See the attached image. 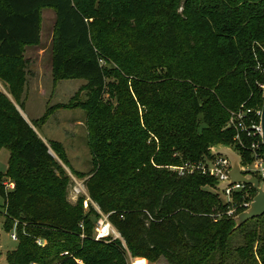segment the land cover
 <instances>
[{"label":"trees","instance_id":"16d2710c","mask_svg":"<svg viewBox=\"0 0 264 264\" xmlns=\"http://www.w3.org/2000/svg\"><path fill=\"white\" fill-rule=\"evenodd\" d=\"M97 3L131 11L111 30L102 25L104 44L94 35L102 24ZM44 9L57 18L56 76L86 80L90 102L107 125L98 130L97 121L90 122L94 169L86 188L127 249L118 239H95L99 213L93 207L85 213L84 198L68 200L69 178L57 175L49 146L0 93V126L6 129L7 119L14 134L8 170L0 173L5 229L18 223L8 264H128V251L152 262L227 264L229 238L258 222L264 229V216L239 228L233 218L217 219L223 203L209 189L215 178L169 168L205 162L217 144H234L243 163L251 162L252 139L243 135L244 146L236 143L229 122L242 107L259 122L264 0H0V61L22 60L26 47L40 43ZM108 51L132 77L121 79L115 108L103 102ZM17 76L11 94L19 103L23 80ZM6 130L0 128V150ZM5 177L14 179L8 192ZM245 189L256 194L252 186ZM257 235L255 226L237 248L240 264H257ZM257 254L264 264V231Z\"/></svg>","mask_w":264,"mask_h":264},{"label":"rangeland","instance_id":"374dc122","mask_svg":"<svg viewBox=\"0 0 264 264\" xmlns=\"http://www.w3.org/2000/svg\"><path fill=\"white\" fill-rule=\"evenodd\" d=\"M149 4V2H148ZM97 9L102 15L97 20H101V26L95 30V37L98 42H104V34L100 28L105 23L103 29L111 30L119 21L126 20L130 16V10L120 13L115 6H99ZM144 4L140 9H145ZM122 14V15H119ZM105 19V20H104ZM56 25L57 18L53 9H44L42 11V27L40 43L35 46L26 47L22 60L15 62L0 61V93L6 97L15 109L29 122L37 134L49 146L51 154L57 162V175L67 176L69 178L67 192L68 200L71 203H76L80 196L76 197L74 187L79 185L81 188H86L87 181L90 179V173L94 169L93 152L90 146L92 139L91 120H96L97 124L94 128L101 130L104 124L101 116L97 117L98 112L94 109L93 102H90L86 86V80H71L61 79L55 74V51H56ZM97 32V33H96ZM106 35V34H105ZM109 60H104L102 65L106 69V81L108 88L103 96V102L109 107L115 108L118 106V89H123V80L128 82L132 79L127 69H124L121 64L115 60L113 55L108 51ZM112 56V57H111ZM113 58V59H112ZM115 60V61H114ZM137 68H136V67ZM126 68V66H125ZM136 71L144 72V67L134 64ZM22 76L21 84V102H17L15 97L11 94V88L17 81L18 76ZM134 74H132L133 76ZM134 77V76H133ZM131 92L133 90L131 89ZM121 94V92H120ZM133 94V93H132ZM134 96V95H133ZM9 109V107H8ZM6 130L5 142L0 150V173H6L8 170V161L13 150L12 124L5 119ZM56 146L63 153V158L60 159L56 152L51 148ZM231 147L236 151L235 145ZM239 153V152H238ZM214 156L206 159L207 163L211 165L217 157ZM183 165L176 166L177 169ZM243 172L247 164L242 162ZM211 167V166H210ZM172 168V167H171ZM174 171V170H171ZM203 176L213 177L211 174H203L195 172ZM215 178V177H213ZM216 184L211 187V191L217 193L220 197L222 206L216 209L214 217L218 218H236L240 213L247 210L251 204V199L256 195L250 192L251 189H244L242 196L232 194L230 197L224 195L217 189L218 180L215 178ZM5 191L8 192L6 185L14 184L12 177H5L3 180ZM15 185V184H14ZM15 187V186H14ZM96 204V203H95ZM5 210L4 199L0 196V211ZM215 211V210H214ZM88 211L85 210V213ZM109 217V214H106ZM257 229V237L255 238L254 252L257 264H261L260 257L257 254L260 245V238L263 235L262 223L258 222L252 225L242 233L232 235L228 240L229 254H227V264H240L237 248L246 244V235L250 231ZM18 223H15L10 232L5 229V217L0 214V264H8L7 254L13 251L18 246V241L11 238L15 233L18 235ZM25 230V225L23 226ZM126 246V244L124 245ZM127 249V246H126ZM128 264H170L164 257L158 261L152 262L144 257H133L128 251Z\"/></svg>","mask_w":264,"mask_h":264},{"label":"built area","instance_id":"2783aa9c","mask_svg":"<svg viewBox=\"0 0 264 264\" xmlns=\"http://www.w3.org/2000/svg\"><path fill=\"white\" fill-rule=\"evenodd\" d=\"M261 113L262 109L255 111L254 113V116L259 118V122L257 123L249 117L251 114H253V111L251 109H244L242 107L240 110L232 112L229 125L236 131L234 141L242 147L244 146L243 135H246V137L252 139L248 147L251 162L247 164V167L244 169V173L258 178L260 182H264V146L262 143V131L260 126ZM169 169L174 170L180 176L194 174L195 172H201L203 174L209 173L218 181H221L229 179L231 163L227 157L219 156L216 158V160L213 161L211 165H209V163L205 161L201 162L198 165L194 163H187L178 169L177 167L170 166ZM14 186V184L10 183L9 185H6V188L8 190H12L14 189ZM245 187L246 185L242 184L229 186L226 188L223 194L230 197L236 191H242L243 189H245ZM74 191L76 192V197L80 196L79 199L84 198L83 205L85 210L89 211L90 207H93L100 215L94 228L95 239L97 241L118 239L121 240L125 245L124 240L122 239L120 233L112 225L109 217L106 214L102 213L98 205L95 204V202H93L90 198L87 188H81L79 185H77L76 187H74ZM11 238L15 241H18V237L15 233L11 235ZM38 243L39 245L46 244V242L43 240H39Z\"/></svg>","mask_w":264,"mask_h":264},{"label":"water","instance_id":"95a60500","mask_svg":"<svg viewBox=\"0 0 264 264\" xmlns=\"http://www.w3.org/2000/svg\"><path fill=\"white\" fill-rule=\"evenodd\" d=\"M260 126L262 131V143L264 146V100L262 105V113L260 119ZM211 157L222 155L229 159L231 163V170L229 172V179L221 180L217 183V189L221 193H224L227 187L236 184H242L246 186H252L256 195L251 202L249 208L244 212L240 213L234 221L236 223V228L241 227L250 220L260 218L264 216V182L250 174H245L242 168L243 158L235 151L231 145L217 144L210 148L209 152Z\"/></svg>","mask_w":264,"mask_h":264}]
</instances>
